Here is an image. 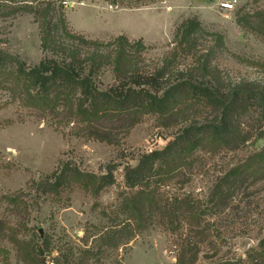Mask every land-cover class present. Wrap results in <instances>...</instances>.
I'll use <instances>...</instances> for the list:
<instances>
[{"label": "rangeland", "instance_id": "rangeland-1", "mask_svg": "<svg viewBox=\"0 0 264 264\" xmlns=\"http://www.w3.org/2000/svg\"><path fill=\"white\" fill-rule=\"evenodd\" d=\"M64 1L0 0V56L31 70L46 59L61 61L67 50L80 61L123 50L136 74L160 87L186 80L223 94L243 88L264 95V30L254 19L243 26L236 20L238 13L264 14V0ZM226 4L233 10L224 9ZM47 24L51 44L44 47ZM108 61L94 76L102 91L117 84ZM185 112V122L170 127L145 115L127 133L120 130L117 146L108 145L88 137L86 124L61 104L27 106L19 85L0 76V264H175V237L161 221L126 241L113 232L124 226L119 204L131 193L124 168L137 166L141 156L164 148L190 125L213 121L200 104H189ZM242 124V144L231 149L203 141L163 189L201 199L232 169L245 163L258 168L224 210L209 218L225 243L212 260L203 246L197 264L243 258L264 237V165L254 159L264 150V115L251 108ZM64 164L96 175L112 165L115 183L98 196L77 186L43 194L38 185ZM84 251L90 253L81 256Z\"/></svg>", "mask_w": 264, "mask_h": 264}, {"label": "trees", "instance_id": "trees-1", "mask_svg": "<svg viewBox=\"0 0 264 264\" xmlns=\"http://www.w3.org/2000/svg\"><path fill=\"white\" fill-rule=\"evenodd\" d=\"M57 1L62 5L65 2ZM50 6L48 3L47 8ZM236 16L238 25H248L250 22L247 19H254L259 21L258 30H264V14L248 16L238 13ZM46 27L42 38L44 47L51 44V26L47 24ZM121 42L122 39H118L116 45L119 46ZM67 52L61 61L46 59L31 70L2 54L0 76L7 78L14 87L19 85L26 95L27 106L45 109L61 104L79 122L86 124L88 137L108 145L117 146L120 130L127 133L145 115H156L162 119L163 126L170 127L185 122V110L191 103L202 105L212 114L211 123L190 125L164 148L141 156L137 166L127 165L124 168L125 187L131 193L124 195L119 204L118 213L123 216L120 223L124 226L113 232V236L120 233V236H124L122 241H126L130 235L142 232L147 224L161 221L175 237V264H197L201 248L205 245L212 252L206 258H216L219 244L225 242L220 229H216V226L211 228L209 218L218 214L219 210H224L232 201L235 191L252 174H256L258 168L245 163L232 169L217 182L208 196L201 199L171 196L163 189L181 175L186 158L203 141L231 149L242 144V118L251 108L264 115V95L243 88L223 94L217 88L196 85L186 80L160 87L157 80L148 82L137 75L132 56L126 55L123 50L104 57H86L83 61L75 54L69 57ZM105 60H109L117 84L102 91L95 84L94 76L104 66ZM160 91L162 95H159ZM254 159L258 165H264V150ZM113 174L112 165H109L106 174L96 175L64 164L54 173L52 180L48 178L38 187L45 195L58 194L63 187L77 186L98 196L105 188L114 185ZM182 223L186 225L185 230L180 228ZM123 232L129 235L125 236ZM39 253L42 255L44 251L39 250ZM89 253L84 251L81 256ZM213 264H264V237L243 258L223 259Z\"/></svg>", "mask_w": 264, "mask_h": 264}, {"label": "built area", "instance_id": "built-area-1", "mask_svg": "<svg viewBox=\"0 0 264 264\" xmlns=\"http://www.w3.org/2000/svg\"><path fill=\"white\" fill-rule=\"evenodd\" d=\"M224 9H226V10H233V6L232 5H224V7H223Z\"/></svg>", "mask_w": 264, "mask_h": 264}, {"label": "water", "instance_id": "water-1", "mask_svg": "<svg viewBox=\"0 0 264 264\" xmlns=\"http://www.w3.org/2000/svg\"><path fill=\"white\" fill-rule=\"evenodd\" d=\"M42 261H43V259H42Z\"/></svg>", "mask_w": 264, "mask_h": 264}]
</instances>
